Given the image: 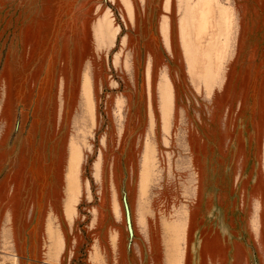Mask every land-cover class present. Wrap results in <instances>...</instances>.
<instances>
[{"label": "rangeland", "instance_id": "1", "mask_svg": "<svg viewBox=\"0 0 264 264\" xmlns=\"http://www.w3.org/2000/svg\"><path fill=\"white\" fill-rule=\"evenodd\" d=\"M0 264H264V0H0Z\"/></svg>", "mask_w": 264, "mask_h": 264}]
</instances>
